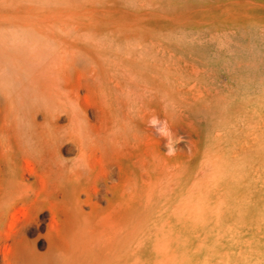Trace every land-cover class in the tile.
I'll return each mask as SVG.
<instances>
[{
  "label": "rangeland",
  "instance_id": "rangeland-1",
  "mask_svg": "<svg viewBox=\"0 0 264 264\" xmlns=\"http://www.w3.org/2000/svg\"><path fill=\"white\" fill-rule=\"evenodd\" d=\"M80 139L119 149L97 188L69 178ZM32 146L56 225L0 264H264V0H0L3 201Z\"/></svg>",
  "mask_w": 264,
  "mask_h": 264
},
{
  "label": "bare ground",
  "instance_id": "bare-ground-1",
  "mask_svg": "<svg viewBox=\"0 0 264 264\" xmlns=\"http://www.w3.org/2000/svg\"><path fill=\"white\" fill-rule=\"evenodd\" d=\"M114 143L115 142L106 141L91 142L85 139H80L77 142L78 156L75 166L69 174V178H74L75 180H78L80 177L84 178L88 189L92 186H94V188H97L98 185L101 186L102 177L104 178V176L108 174L109 165H113V170H115L116 173L119 171V149ZM47 152L49 151L44 147L38 149L36 146H32V148L22 151L17 167L22 171V163L25 162V164L34 172V180L32 183L22 184L20 187L13 185L11 187L12 193L10 197L4 201L2 200V195L5 186L3 183V174L0 172V250H18V247L22 245L24 241V227L22 226V222H33L37 220L38 213L44 208L50 213L51 228H54L56 225L57 209L60 203L57 198L62 194L60 191L61 189L58 187V177L62 174L63 169H60V166L58 165L61 173L60 171L57 172L58 175L56 178L50 180L53 171L47 166L48 157L51 158V155L47 156ZM3 158L1 160H3ZM40 166L42 168H40ZM45 167L47 169H44ZM118 185L119 181L117 179L115 187L118 188ZM125 189H128V187ZM99 190L101 189L99 188ZM8 217L11 218V223L9 221V225L11 224V227L14 230L10 235V242L8 244L5 243L2 247V227Z\"/></svg>",
  "mask_w": 264,
  "mask_h": 264
},
{
  "label": "clouds",
  "instance_id": "clouds-1",
  "mask_svg": "<svg viewBox=\"0 0 264 264\" xmlns=\"http://www.w3.org/2000/svg\"><path fill=\"white\" fill-rule=\"evenodd\" d=\"M150 126H152L153 128L156 129V132L163 138H166L167 140V143L165 145V147L167 148V154L172 156V155H175L176 154V148H175V144L171 143L170 140H168V137L171 135L170 133V130L164 126V125H161V122L159 121L158 118H153L151 121H150ZM183 138L181 137L180 140H182ZM179 140V141H180Z\"/></svg>",
  "mask_w": 264,
  "mask_h": 264
}]
</instances>
